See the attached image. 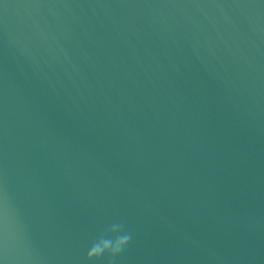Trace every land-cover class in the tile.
<instances>
[{"label":"water","instance_id":"water-1","mask_svg":"<svg viewBox=\"0 0 264 264\" xmlns=\"http://www.w3.org/2000/svg\"><path fill=\"white\" fill-rule=\"evenodd\" d=\"M264 264V0H0V264Z\"/></svg>","mask_w":264,"mask_h":264},{"label":"clouds","instance_id":"clouds-1","mask_svg":"<svg viewBox=\"0 0 264 264\" xmlns=\"http://www.w3.org/2000/svg\"><path fill=\"white\" fill-rule=\"evenodd\" d=\"M131 240L132 234L123 223H112L94 239L84 259L88 262L104 259L105 264H115V258L126 250Z\"/></svg>","mask_w":264,"mask_h":264}]
</instances>
